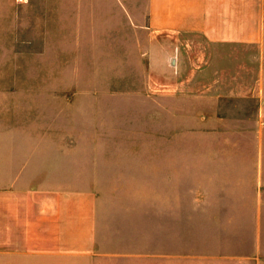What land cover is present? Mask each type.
<instances>
[{"label":"rangeland","instance_id":"374dc122","mask_svg":"<svg viewBox=\"0 0 264 264\" xmlns=\"http://www.w3.org/2000/svg\"><path fill=\"white\" fill-rule=\"evenodd\" d=\"M92 1L0 0V209L47 213L34 263L264 264V45L253 91H176L168 37Z\"/></svg>","mask_w":264,"mask_h":264},{"label":"crops","instance_id":"0c3cea01","mask_svg":"<svg viewBox=\"0 0 264 264\" xmlns=\"http://www.w3.org/2000/svg\"><path fill=\"white\" fill-rule=\"evenodd\" d=\"M101 1L93 0L91 6L111 15L116 8L127 22L133 17L155 37H168L171 89L186 90L190 77L202 73L212 77L208 83L219 85L208 89L222 90L226 67L232 65L235 83L243 85L235 89L253 91V61L257 81L264 45V0H138L136 13L130 0ZM111 21L106 18L104 25ZM6 207L0 209V264H35L34 256L49 257L47 213L34 216L28 205L24 212Z\"/></svg>","mask_w":264,"mask_h":264},{"label":"built area","instance_id":"2783aa9c","mask_svg":"<svg viewBox=\"0 0 264 264\" xmlns=\"http://www.w3.org/2000/svg\"><path fill=\"white\" fill-rule=\"evenodd\" d=\"M15 2L19 4H23V3H27L28 0H15Z\"/></svg>","mask_w":264,"mask_h":264}]
</instances>
